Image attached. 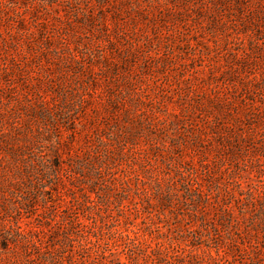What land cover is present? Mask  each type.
<instances>
[{
	"label": "rangeland",
	"instance_id": "rangeland-1",
	"mask_svg": "<svg viewBox=\"0 0 264 264\" xmlns=\"http://www.w3.org/2000/svg\"><path fill=\"white\" fill-rule=\"evenodd\" d=\"M0 264H264V0H0Z\"/></svg>",
	"mask_w": 264,
	"mask_h": 264
}]
</instances>
